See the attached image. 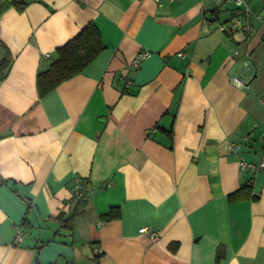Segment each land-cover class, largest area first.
Listing matches in <instances>:
<instances>
[{
	"label": "crops",
	"instance_id": "obj_1",
	"mask_svg": "<svg viewBox=\"0 0 264 264\" xmlns=\"http://www.w3.org/2000/svg\"><path fill=\"white\" fill-rule=\"evenodd\" d=\"M24 1L0 14V264H264V168L239 165L262 151L264 18L227 33L229 0ZM89 21L103 50L40 97L36 74ZM235 49L253 64L240 86Z\"/></svg>",
	"mask_w": 264,
	"mask_h": 264
},
{
	"label": "trees",
	"instance_id": "obj_2",
	"mask_svg": "<svg viewBox=\"0 0 264 264\" xmlns=\"http://www.w3.org/2000/svg\"><path fill=\"white\" fill-rule=\"evenodd\" d=\"M9 2L18 10L22 9L23 4H25L24 0H9ZM213 17L210 19L211 21L218 19L215 14ZM0 46L4 50V58L0 63V79H3L11 65L12 56L8 48L1 41ZM103 48L104 45L98 27L92 21L87 22L73 37L57 48V56L51 61L48 68L36 74L35 83L38 95L41 97L47 94L61 82L80 73ZM116 215V211L113 213L110 210L108 213L101 215V218L103 220H110L116 217ZM59 219L62 221V226H72V216L64 218L61 214L59 215Z\"/></svg>",
	"mask_w": 264,
	"mask_h": 264
},
{
	"label": "built area",
	"instance_id": "obj_3",
	"mask_svg": "<svg viewBox=\"0 0 264 264\" xmlns=\"http://www.w3.org/2000/svg\"><path fill=\"white\" fill-rule=\"evenodd\" d=\"M157 4H161L164 0H153ZM201 3L204 5L206 4L207 0H200ZM238 9L237 14L229 17L228 19L221 21L218 23L217 27L219 30L227 32V33H234L238 30L249 31L252 28L251 23L247 20V16H253L258 19L264 18L261 13H255L250 5L248 4L247 0H229ZM241 12V14H240ZM245 15V16H243ZM150 54V51L147 49H143L138 51L129 61V65L131 67H138L141 62ZM179 54L181 56L184 55L183 51H180ZM49 54H45L44 57H48ZM231 57L235 58L238 62V70L235 74L230 77V80L240 86L245 84L247 81L250 80L253 74V64L248 52L240 53L238 49H235L231 55ZM129 82L126 83V86ZM262 103H264V97L259 98ZM228 149H233L234 145L230 144L227 145ZM239 165L241 169L249 168L251 170H258L264 168V135H262V151L258 162L256 163H249L244 159L239 161ZM72 194L76 197H81L84 194V186L82 184V179L80 177H75L72 182L71 186ZM147 227H142L141 231H148ZM151 238H155L156 233L150 231ZM24 238V233L21 227H17L14 233L13 242L20 243Z\"/></svg>",
	"mask_w": 264,
	"mask_h": 264
},
{
	"label": "water",
	"instance_id": "obj_4",
	"mask_svg": "<svg viewBox=\"0 0 264 264\" xmlns=\"http://www.w3.org/2000/svg\"><path fill=\"white\" fill-rule=\"evenodd\" d=\"M9 0H0V14L1 12L7 8L9 6ZM4 58V50L3 48L0 46V63Z\"/></svg>",
	"mask_w": 264,
	"mask_h": 264
}]
</instances>
